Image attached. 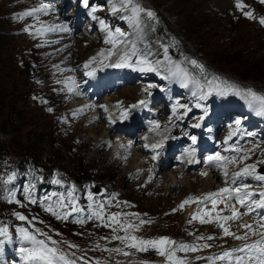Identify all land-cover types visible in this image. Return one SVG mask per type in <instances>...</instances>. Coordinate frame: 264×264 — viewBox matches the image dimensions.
<instances>
[{
    "label": "rangeland",
    "instance_id": "obj_1",
    "mask_svg": "<svg viewBox=\"0 0 264 264\" xmlns=\"http://www.w3.org/2000/svg\"><path fill=\"white\" fill-rule=\"evenodd\" d=\"M141 1L140 6L153 11L155 18H153V24L149 23L147 16L142 18V23L137 28L151 26L150 47L156 46L162 51L159 57L152 56L151 58L162 60L161 58L164 57L162 46L167 45L172 61L178 62L180 68L189 74L188 87L181 85L179 77L165 79L166 70L163 73H157L141 72L132 68L111 73L110 83L85 81L84 85L81 86L83 94L78 96L80 103L99 105V110L106 108L105 111L115 119L116 111L124 105L129 109L130 115L128 117H132L133 112L138 107L144 108V111L148 112L146 114L148 118L145 119V122L136 120L131 126L112 119L113 122L117 123L116 126L124 129L116 131V126L111 122L107 113L97 111L95 115H102L114 128L109 131L106 126L105 129L101 127L94 134L90 130L91 125H89L93 119V115H90L92 112L83 117L82 123L81 118H74V124L67 122L68 119L64 113L68 107L74 105L73 93L67 90L66 78L70 72L66 70V67L71 63H77L75 60L85 61V57L96 49L87 46L86 41L89 39L83 38L79 45L72 44L70 49L72 54L67 58L60 57L64 52L59 54L60 56L41 55L38 52V46L40 52H50L44 51L50 47L55 48L51 52L56 51L58 49L57 38L53 37L48 44L38 42L37 46L31 39L30 33L47 41L53 35L52 30L49 31L48 29H52L53 15H55L62 22H70L71 25L80 24L79 34L84 37L90 35L91 38L97 39L96 43H100L102 41L100 35L93 36L98 33L99 29L105 28L104 26L108 23L114 24V27L117 23L114 22V17L108 12L107 1L87 0V6H85V0H0V165L6 156H14L17 160H25L33 170H36V161H38V165L44 167V169L38 170L37 181L28 175L17 172V170L7 173L3 168H0V193L4 200V203L0 202L1 208L5 209L4 215L13 217L15 223H19L13 225L3 221L0 228H7L10 233L15 232L20 238L18 228H34L37 221L39 224L41 222L46 225L53 224L54 227H51L50 230L51 235L55 236V228H57V233L61 236H56L51 240L46 236L45 242L59 251L63 246L71 244L70 249L75 252V247L79 249L80 242L91 234L102 235L104 240L113 242L110 234L124 230L117 224L107 221V217L112 213L128 214L121 215L117 219L125 224L139 225L138 228L129 229L134 236L144 240L168 237L177 245H196L197 251H177L176 256L183 259L186 264H213L215 260L209 258L212 257L211 252L218 248L217 244L235 242L234 246L236 247L239 244V242L237 243L238 240L232 236H224L223 229L218 226L216 221L205 223L197 229H186L184 221L198 208L212 209L211 201H204L203 198L209 193H217L218 191H209L204 195L200 193L209 190V183L204 179L205 176L200 177V174L203 173L200 171L211 173L212 168L215 169L213 167L215 164H212L211 167L207 162V157L215 155L224 144L229 147L228 150L225 149L226 145L222 148V153L228 155L227 161H224L225 168L229 166L230 162L228 161L236 159L238 154L235 148H240V151L244 153L245 162L241 167H231V169H236V173H239L241 169L254 165L255 175L256 169L258 175H264V173L259 172V168L264 165V162L257 164L255 150L249 147L241 148L237 144L239 136H231V130L251 136L242 141V144L247 141L254 142L255 138L253 137L256 135L263 137L264 116L257 115L254 108L250 111L247 102L243 105L240 104L241 97L235 93L228 92L226 95H220L218 92V90H224L228 86H235L242 90L252 89L254 92L264 95V24L260 23V18L264 17V2L262 0H239L241 7H237L238 0L235 2L232 0L227 8L209 12L203 10L202 7L198 9L195 5L196 0H170L168 5L172 4L170 6L172 7L174 4V6L169 11L166 10L168 6L163 1ZM42 4L48 6L46 12L41 11L32 16H25L23 19L19 18L18 14L28 9L39 8ZM93 7L97 9L95 12L91 11ZM245 12L252 13L253 18L245 16ZM124 21V19L120 20V22ZM156 25L159 28L158 33L156 32ZM26 28H28L27 31ZM40 29L43 31L41 32ZM108 31L110 28L103 32ZM123 32L129 36L128 32L131 33L132 31L129 29L128 32L124 30ZM135 32L134 30L132 33ZM133 42L132 38H127L121 42V45L127 46ZM100 48L104 49V47ZM62 49L64 50V48ZM192 60L197 61V65H192L190 63ZM198 65H202L203 70ZM193 66L198 67L195 74L192 69ZM52 68L54 69L53 72L50 70ZM205 71L208 74H205ZM79 74L81 81L88 78L81 71ZM89 79L92 80L90 77ZM210 81L211 83H209ZM146 83H149L151 87H145L147 91L138 94L140 88ZM59 86L66 90V97H64V92L56 91ZM127 89L130 90L128 93L126 92ZM193 92L196 95H193ZM202 93L209 94L201 100L200 95ZM38 100H42V105L39 104ZM141 100L147 101L146 106L138 104ZM177 102L188 106L190 111L187 112V115H184L186 109L182 107H178L176 114L173 115V105ZM197 103H200L202 107H196ZM101 105L105 107H101ZM133 105L138 106L132 107ZM205 109L207 110L206 115ZM76 110L77 108H72L69 114L73 115ZM121 113L122 111L118 113V116H121ZM201 117H203L202 120ZM237 120L240 121L239 125L236 124ZM157 123L159 127H156ZM197 123L204 125L203 128L192 127ZM100 124L104 126L103 123L100 122ZM128 128L133 129L132 137H135L133 140H129L130 135L125 130ZM204 129L210 130L204 132ZM128 132L131 133L130 130ZM153 132H157L166 141L156 142L154 138L158 134L153 136ZM202 132H204L202 138L197 136ZM108 134L113 138L112 141H106L109 139ZM165 134L173 135L170 140L178 138L174 136H181L183 139L185 138L183 134H187L189 138L195 136L197 142L213 144L212 148L206 146L200 157L197 153L202 163L201 166L199 165L200 174L196 184L188 176L190 172L181 164L184 161V153L191 154L188 149L183 148V145H181L183 152L181 149L178 150L182 153L183 159L179 160L178 164L177 159L180 157L179 155L176 156L174 163L166 169L167 179H164V176L157 177V180H164V183H158L157 187H155L154 181L139 182L137 186L126 181V174L134 167L135 155H131L127 160H120L121 167L111 165L109 158L111 153L105 149L115 151L124 142L135 143L140 140L139 144L144 147H147L149 143L154 145V142H169L170 140ZM213 135H216V138L212 142ZM106 136L108 137L105 138ZM116 136L117 139L115 140ZM149 137L152 139L148 140ZM144 138L147 140L146 142H142ZM98 139H105L104 142L107 143L105 149L98 150L100 148L96 142ZM181 142L180 144L183 143ZM174 148V142L171 141L170 150L172 151ZM170 150H166L167 154L171 152ZM195 151L197 152L196 149H192V154H196ZM222 153L220 155L225 157ZM145 159L150 160L149 155ZM139 162L138 160L137 163ZM14 163L16 162H10L11 165ZM221 165L222 162L219 166ZM185 171H187L186 175L184 174ZM234 174L232 171L231 176H235ZM255 175H251L254 176V179L251 176H245V179L236 176L235 178L238 179L236 183L245 185L251 180L249 185L262 183L264 186L263 181H257ZM10 177L11 179H9ZM228 177H230L229 174ZM230 178L233 181L236 180ZM57 179L61 181L60 184L53 182ZM214 179L218 178L214 177ZM232 180L229 182H233ZM214 181L219 186V181ZM223 183L228 184L225 180ZM47 185L52 187L47 188ZM105 185L119 190L120 193L114 191L119 194H112ZM95 186L100 188L98 193L94 192ZM257 186L259 187V185ZM75 188L77 190H74ZM231 188L239 187L236 184L229 187V189ZM26 189L33 192L32 198L35 197V193L41 192L38 195V203H31L25 198ZM70 191L77 195L78 202L76 204L83 209L82 212L71 213L73 205L68 198ZM89 192L93 194V201L88 199ZM13 193L15 194L14 197L12 196ZM53 193L57 195H53ZM193 193L200 195L193 198H200L202 203L192 202L185 204L181 209L179 202L182 203L191 197L189 194ZM253 193L258 194L259 192L254 190ZM59 194H63L65 197L62 202L68 204V207L63 208L60 212L61 214L70 213L66 220L57 219L51 212L49 214L52 217L46 215L45 205L39 203L45 197L49 198L46 204L51 201L57 202L60 199ZM1 199L2 197H0ZM17 200L25 201L26 206L16 203ZM230 200L237 209H241V205L234 198V194L232 196L222 194L217 197L216 211L212 212L211 215L214 217L217 213L222 216L231 213L227 207L225 212V204H229ZM126 202L137 204L136 209L145 213L148 212L151 215L152 223L140 224L137 217L132 215L133 211L128 208L122 210L118 206V204H125ZM90 203H92V209L88 207ZM98 204H104L102 210L104 220L106 223H111L107 232H96L94 227H87V225L94 223L98 225L101 221L95 218L87 219L92 210L97 209ZM174 209L175 211H173ZM241 211L244 210L241 209ZM16 213L24 215L27 219L20 220ZM205 218L207 219V217ZM78 219H83L84 223L77 222ZM243 219H249L252 222L253 219H259V217L248 213L241 217V220ZM229 222L230 220L224 223L227 225ZM227 227L237 235H243L246 232V229L234 223L227 225ZM212 230L217 235L214 239L216 245L200 247L205 243H210L211 240L206 238L213 236ZM28 231L33 232L32 229H28ZM252 235L249 234L248 238ZM201 236L205 239H197ZM15 239L11 236L10 245L3 246V251L0 252L2 256L0 264H26L21 260L18 252V249L25 245L22 242V245L19 246V243H15ZM94 241V239L89 238L86 243L92 244L95 243ZM245 243H252V241L243 240L241 246ZM112 246L113 243L107 245L110 248ZM88 248L94 250L97 249V246H89ZM133 250L134 248L128 247V251L133 252L132 264H166V258L158 255L154 249L150 248L149 255L140 254ZM88 254L93 258H101L102 260L98 261V264H110L112 259L120 258L119 254L106 252L99 254L88 252ZM64 255L67 257L66 254ZM139 257L142 260H149L150 258V262L146 263ZM77 259L82 264H92L86 261L82 251H80V256L77 255Z\"/></svg>",
    "mask_w": 264,
    "mask_h": 264
},
{
    "label": "snow or ice",
    "instance_id": "obj_2",
    "mask_svg": "<svg viewBox=\"0 0 264 264\" xmlns=\"http://www.w3.org/2000/svg\"><path fill=\"white\" fill-rule=\"evenodd\" d=\"M264 2V0H262ZM122 6L124 8H130L131 9V15L130 16H124L121 17L122 19H125L129 21L133 26L139 27L140 24L142 23V18L141 14L143 13L145 16L148 18H155V13L151 10H146L142 8L139 4H134L133 0H121ZM85 6H87V0H85ZM237 7H241L239 0L237 2ZM48 6L42 4L39 8H32L28 9L20 14H18L19 18L23 19L25 16H32L35 13L41 12V11H47ZM97 9L93 7L91 9L92 12H95ZM113 12H116L117 9L115 7L112 8ZM245 16H248L249 18L252 17V13L250 12H245ZM260 23L264 24V17L260 18ZM31 27V26H29ZM107 28V25L104 26ZM26 31L28 28L25 29ZM49 31L53 29H48ZM65 31L67 29H64ZM42 32L43 29H40ZM125 33L121 31L120 28L115 29V33L112 31L108 32V36L105 38L106 43H111L113 44V47H115L117 41L115 39V36H124ZM163 51H164V59L163 60H152L150 57L153 55L150 49H145L143 52H139L137 49L136 43L133 42L131 44V50L130 52H125L123 55L120 56L119 60L116 61L115 63H111L108 65H103V62L101 61L102 66L106 67H112V68H132L134 70H139L141 72H157L159 73L160 69L165 68L167 64V69H166V75L164 76L165 79H172L173 77H179L180 78V83L183 87H188L189 84V74L184 71L183 69L180 68V65L178 62L172 61L171 57L169 56L168 53V46L163 45ZM139 52V54H138ZM100 56L104 57V50H101V53L99 54ZM113 55V51L109 50L107 56L110 57ZM132 56H136L135 62H132ZM107 59V57H104ZM96 57H93L92 60L88 61L84 67L88 68L89 65L92 63L93 60H95ZM192 65H197V61L192 60L190 61ZM198 67L203 70L202 65H198ZM96 72V69L93 68L92 71L86 72L85 74L87 76H94ZM218 79V78H216ZM211 83V81L209 82ZM151 87V85L149 86ZM70 91L72 89H69ZM147 91V89H145ZM220 95H226L228 92L235 93L237 96H240L242 99H244L249 107H252L256 109V114L264 116V95L258 94L254 92L252 89H247V90H242L238 87L235 86H228L224 90H218ZM209 93H202L200 95V99H205L206 96ZM193 95H196L195 92H193ZM147 101L141 100L139 101V105H145L146 106ZM138 105H133L132 107H137ZM196 107H202L200 103H197L195 105ZM101 107H105L101 105ZM178 107L185 108L186 111L184 112V115H187V112L190 111L188 109L187 105H181L178 102L173 105V115L176 114V110ZM105 110H107L105 108ZM207 114V110L205 109V115ZM127 116V111L125 110L124 112L121 113V119L125 118ZM203 117H201V120ZM236 124L239 125L240 121L237 120ZM156 127H159V124H156ZM192 127H200V124H194ZM191 140L193 143L196 142V137L193 136L191 137ZM161 145L154 144L151 147L153 149L160 147ZM156 157L154 156L153 159ZM227 161L226 157H222L220 153H216L213 156H208L207 157V162L209 164H215L219 166L221 162ZM230 162V161H228ZM202 175H206V173H202ZM225 176H227V172L224 173ZM235 176H251L255 175V166L250 165L247 166L239 173L234 174ZM255 178L259 181H264V175H255ZM11 179V177L9 178ZM56 184H60L61 181L59 179L53 181ZM245 191L242 192L241 188H221L219 192L217 193H209L207 196L203 198L204 201H211L212 203V209L208 210L206 208H198L195 213L192 214L191 219L188 221L191 223L193 220H199L201 224L205 223H211L213 221H216L218 223V226L223 229V234L224 236H232L234 239L237 240H247L249 234H255L256 229L253 228L251 224H242L240 227L248 229L243 235H237L236 233L232 232L229 227L225 226L224 222H227L229 220H238L240 219L243 215L248 214V213H253L257 209H264V192H260L259 199H252V197L256 196V193L246 191L250 186L245 184L242 186ZM26 191V196L25 198L28 199L31 203H38V201L34 198H32L31 193L29 190ZM222 194H228L229 196H232L235 194L234 198L237 200V202L246 209V212H240L234 205H226L227 208L230 209L231 215H220L217 213L214 217L211 215L212 212L216 211V205H217V197L221 196ZM14 193L12 196L14 197ZM53 195H57L56 193H53ZM60 199L56 202V205L53 204H46V201L49 199L48 197H45L44 199L40 200L39 203L42 205H45V211L51 212L53 215L56 216L57 219H68L70 213H63L61 214L59 211L56 210L57 206L59 208H66L68 207V204L63 203L64 201V196L63 194H59ZM68 198L71 204L73 205L72 207V212H82L83 209L77 206L76 204V199L73 197L72 192L70 191L68 193ZM88 199L89 201H93V194L91 192L88 193ZM16 203H20V201H15ZM195 202L197 204L202 203L200 198H192L189 197L185 201L181 203L179 206L181 209L184 207L185 204H189ZM110 203V201H109ZM90 209H92V203L88 205ZM103 208L104 204H98L97 209H93L91 214L88 215L87 219H98L101 220L102 223H104L105 226L111 227V223H106L104 220L103 216ZM175 211V209L173 210ZM223 211V209H221ZM17 217L20 220H26L27 217L20 213H16ZM121 215H128V214H122V213H112L107 217V221H111L112 223L117 224L120 228L124 230L126 233L124 236H114V239L121 240L125 242L126 247L129 248H134L137 251H148L150 248L154 249L158 255H161L166 258V264H185V261L179 257L176 256L177 251H197L198 247L196 245H188V244H179L177 245L175 241L171 240L168 237H159L158 239L154 240H144L142 238L136 237L134 235L129 234L128 230L129 229H134L138 228L139 225H133L131 223H122L120 220L117 219V217ZM132 215H137V214H132ZM207 217V219L205 218ZM77 222L79 223H84L83 219H78ZM148 223L147 221H140V224ZM258 227L259 228H264V216L261 217L260 221L258 222ZM17 231L20 234V239L21 241H27L29 242L30 246H21L18 249V252L20 254L21 260L26 262V264H59V262H63V264H75V261L69 260L66 258V256L63 253H60L58 249L54 247H50L45 240L37 239V237L28 231L26 228H18ZM37 232L40 230L37 229ZM115 232V229H113ZM0 237H3V239H0V252L3 251V246L5 242H11V236L8 232L7 228H0ZM50 240L51 237H48ZM197 239H205V237H198ZM206 239L212 240L215 239L213 236H209ZM55 243V242H53ZM200 247H211L210 244H203ZM112 251L115 252H120L122 251L119 248L112 249ZM125 255H128L129 253L125 252ZM199 259V257H198ZM210 260H221V261H227L228 264H264V233L261 234V238L259 240H256L255 242L252 243H245L243 246L232 249V250H227L224 251L222 254H219L215 257H210Z\"/></svg>",
    "mask_w": 264,
    "mask_h": 264
},
{
    "label": "bare ground",
    "instance_id": "obj_3",
    "mask_svg": "<svg viewBox=\"0 0 264 264\" xmlns=\"http://www.w3.org/2000/svg\"><path fill=\"white\" fill-rule=\"evenodd\" d=\"M159 1H163L164 4H167L168 8L166 7V10H172L174 4L172 7H170L171 5H168L170 0H159ZM232 0H196L195 5L198 7V9H200L202 7L203 10H207V11H215V10H223L225 8H227L228 4L231 2ZM170 7V8H169ZM52 15V14H51ZM52 18V17H51ZM56 23V30H60L57 27V20H55ZM113 33H115V31H112ZM105 42V38L104 36H102ZM127 37V34H125L124 36H115V39L117 41H119L120 39H124ZM96 38H91L89 39V44L87 46L89 47H95L96 45ZM119 43V42H118ZM118 43H116L115 47L118 45ZM53 44V43H52ZM68 44V43H67ZM113 44L111 43H106L105 42V46H104V57H107V59H105L104 57L100 56L99 54L101 53L102 48H98V52L93 55L90 60H92L93 57H96L95 60L92 61V63L90 64V66H96L97 64L101 63V61L103 62V64H106L108 62L111 63H115L116 61L119 60L120 56L123 55L125 52H130L131 47L130 46H125V47H121L118 48L116 50H114ZM55 50V48L50 47V49L44 50V51H52ZM112 50L113 51V55H111L110 57L107 56L108 51ZM82 52V51H81ZM70 54H72V50H68L65 54H64V58H67ZM58 58V57H57ZM63 58V57H61ZM135 56H132V62H134ZM89 60V61H90ZM60 61V60H58ZM49 65V63H48ZM78 63L72 64L71 68H74L75 66H77ZM51 66V65H50ZM112 68V67H109ZM76 73V70H74V74ZM75 86L79 85V81L76 80L75 81ZM135 89V88H134ZM128 91H130L129 89H127V93ZM133 91V90H131ZM240 104H244L246 101L242 98H240L239 100ZM250 111L252 109V107L249 108ZM125 110H122V112H124ZM128 115L121 119V116L116 117L117 120L121 121V122H125ZM221 117V116H220ZM81 123L84 121V119H80ZM103 123L105 125V123H108V120L105 119L102 115H94L92 121L89 122L90 126V130L92 132H94V134L96 133V131L100 130L101 127H103V129H105V126L100 124ZM111 128H114V126L112 124L109 125ZM117 130V127H116ZM111 134V132H110ZM231 136H239L238 139V145L241 148H252L255 150V159L257 164L260 162H264V143L260 144L259 143V139L254 136L253 138H255V141H247L245 144H242V141L250 138L251 136L246 135L245 133H237L235 130H231ZM109 136V139L106 141H112L113 138ZM177 140L179 141V139L177 138L176 140L172 139L169 142H161V143H156L154 142V144H158L161 145L158 148L153 149L151 146L153 143H149L147 147H144L143 145H140L139 142L137 141L135 143H129V142H124L122 143L121 146L117 147L115 151H113L112 149H105L107 143H105V139H98L96 140L97 146H99L100 148H98V150L100 149H105L107 152H110L111 154L109 155L110 158V163L111 165H115L117 167H121L120 164V160H127V158L131 155H135V162H134V167L132 168V170H129V173L126 174L125 178L126 181L129 182L131 185L133 186H137L139 182H145V181H154V184L156 185L155 187H157V184H163L164 180L160 181L157 180L158 175H161L162 177L164 176V179L166 178V168L169 167L170 163L173 161L172 159V154H174V152H178V150H180L182 148V146L180 145V143L177 144ZM200 140V139H199ZM171 141L174 142L175 148L174 150H170L171 147ZM87 142V141H86ZM183 142V141H182ZM181 142V143H182ZM82 144V143H81ZM198 145H201L202 142L199 141L197 142ZM173 145V144H172ZM237 151V157L235 160L230 161L229 165L230 168L231 167H241L244 162H245V156L244 153H242L240 151V148H235ZM166 150H170L171 152L169 154H167ZM135 151V154H133V152ZM181 151L183 152V149H181ZM150 157V160H146L145 157L148 156ZM156 155V158L153 159V156ZM138 160L140 161L139 163ZM185 169L190 172L188 173V176L191 177V180L193 181V183L196 184L197 179L199 177L200 172L198 171L199 165H200V161L198 158L197 154H188V153H184V161L181 163ZM215 169H212L211 171L213 172V176L217 177L219 180L220 179H226L227 181L232 180L230 177L225 176L224 173L226 172L223 168L222 165L221 166H217L214 165L213 166ZM207 174L205 175L204 179L207 180V182L209 183V189L211 187H218V183L215 182L210 176H207ZM218 179L216 181H218ZM236 180H232L234 183L238 182V179L235 178ZM240 179H245L244 175H241ZM166 181V180H165ZM258 181V180H257ZM220 182V181H219ZM142 184V183H141ZM255 214H258L260 217L264 216V209H257L255 211ZM227 216H230L231 213L226 214ZM243 224H247V223H243ZM254 229L258 230L259 228L256 227L255 225H252ZM246 229V228H244ZM246 231H248V229H246ZM242 241L243 240H238L237 242H239V244H237V247H240L242 245Z\"/></svg>",
    "mask_w": 264,
    "mask_h": 264
},
{
    "label": "trees",
    "instance_id": "obj_4",
    "mask_svg": "<svg viewBox=\"0 0 264 264\" xmlns=\"http://www.w3.org/2000/svg\"><path fill=\"white\" fill-rule=\"evenodd\" d=\"M1 159V158H0Z\"/></svg>",
    "mask_w": 264,
    "mask_h": 264
}]
</instances>
